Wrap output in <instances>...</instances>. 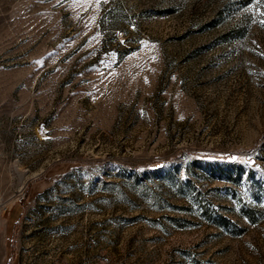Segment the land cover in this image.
I'll return each instance as SVG.
<instances>
[{
	"label": "rangeland",
	"instance_id": "1",
	"mask_svg": "<svg viewBox=\"0 0 264 264\" xmlns=\"http://www.w3.org/2000/svg\"><path fill=\"white\" fill-rule=\"evenodd\" d=\"M264 0H0V264H264Z\"/></svg>",
	"mask_w": 264,
	"mask_h": 264
},
{
	"label": "snow or ice",
	"instance_id": "2",
	"mask_svg": "<svg viewBox=\"0 0 264 264\" xmlns=\"http://www.w3.org/2000/svg\"><path fill=\"white\" fill-rule=\"evenodd\" d=\"M262 26H264V25H262Z\"/></svg>",
	"mask_w": 264,
	"mask_h": 264
}]
</instances>
